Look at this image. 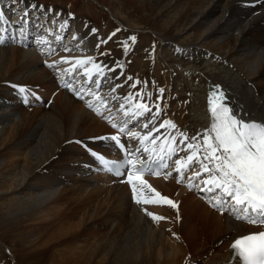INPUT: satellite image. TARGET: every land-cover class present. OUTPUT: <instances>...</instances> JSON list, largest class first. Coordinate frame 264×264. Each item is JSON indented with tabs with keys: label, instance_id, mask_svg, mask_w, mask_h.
I'll return each mask as SVG.
<instances>
[{
	"label": "bare ground",
	"instance_id": "1",
	"mask_svg": "<svg viewBox=\"0 0 264 264\" xmlns=\"http://www.w3.org/2000/svg\"><path fill=\"white\" fill-rule=\"evenodd\" d=\"M244 1L252 0H152L158 5L165 33L156 34L157 41L153 40L149 45H136L137 50L141 49V54L132 57L136 62L128 64L124 59L123 69L130 72L152 60L151 76L155 82L136 78L127 83L126 75L123 79L116 76V62L110 57L98 56L95 60L105 67L107 79L103 81L101 89L96 90L93 85L85 83L87 77L82 75L83 68L68 76L64 74V69L70 65L57 62L63 57H91L90 54L96 53L100 47L111 48L113 44H107L108 41L99 43L101 38L107 40L110 35L109 26L93 32V24L86 18H76L70 22L72 17L60 13L58 8H31L29 0H0V11L4 12L6 19L5 25L0 23L6 37L5 43L0 44V95L5 97L8 90L13 93V98L19 95L26 105L40 102L35 104L38 107L33 108L32 113L23 111V106H20L23 112L12 123L6 122L9 113L1 109L6 105L0 103L2 233L15 232V236L25 242L27 256L43 259L41 263L49 261V256L53 254L50 258L53 263L64 264H227L231 244L264 224L251 227L227 211L222 214L214 210L205 201L204 192H194V189L189 190L186 183H177L175 171L167 179L163 175H145L144 179L162 195L178 203V215L176 209L167 205L132 203L135 200L128 199L124 185L108 184L111 179L100 171L97 160L77 143L65 145V140L73 137H105L113 128L86 106L85 101L94 100L93 97L86 95L81 100L69 89L63 91L59 87L63 86V80H69L76 88L81 85L93 88L109 101L111 112L105 111L104 115H112L117 121L124 119L117 111L119 103L123 102L122 94L137 93L135 89L139 85L132 87L135 81H140L139 92H143L145 97L148 94L151 98L159 97V89L163 88V97L166 98L165 101L163 97L161 100L164 105L168 101V105L163 106V116H159L156 123L175 113L180 124L186 128L179 131L191 137L209 125L206 97L208 90L212 87L214 90L217 85L225 94L226 103L237 115L243 116L245 120L264 122V0L251 6L242 3ZM24 10L28 13L26 22L20 20ZM112 17L116 15L112 13ZM64 21L67 26L61 29L60 24ZM11 26L17 27L16 32L20 26L24 28L16 34L12 33ZM128 28L146 32L134 23ZM21 32H24L23 35ZM57 36L62 39H57ZM220 37H224V40H218L215 44L214 40ZM41 40L48 43L42 44ZM208 40H211L210 44L206 42ZM9 43L13 45L3 47ZM28 48L30 51L26 50ZM66 48L71 51H66ZM49 49L53 50L51 54ZM119 53L116 50V54ZM49 64L56 66L49 70ZM24 70L29 73L19 78L18 75H24ZM5 81L27 84L30 92L21 93L19 89L5 85ZM113 86L115 92L111 91ZM177 91L184 94L177 95ZM251 93L253 96L249 98ZM111 96L121 99L111 100ZM12 97L8 99L12 100ZM19 98L13 99L15 106ZM47 102L49 105L46 106ZM55 102L58 111L52 109ZM176 103L182 107L176 106ZM15 106L12 110L17 112ZM186 109L188 114L183 115ZM14 112L15 117L17 113ZM3 119L7 123L5 126ZM148 119L145 116L130 120L128 126L133 132L143 133L145 130L141 124ZM164 132L161 129V133ZM175 134L178 136V133ZM160 142H163V136ZM101 143L105 145L100 148L101 152L118 156L109 142L101 140ZM129 143L133 151L139 147L135 140L130 139ZM93 144L98 145L96 142ZM139 155L146 154L141 152ZM178 156L183 158L185 152H179ZM177 158L173 156L169 161L170 168ZM60 159H64L65 164L58 163ZM67 168L72 169V172L68 173L70 170H65ZM89 169L99 173L96 176L99 179L97 184L91 179L82 181L79 176H73L80 174L82 178ZM64 172L68 174L62 176ZM65 180L71 185L63 187L64 192L50 202L51 195L56 191L55 186ZM88 186L91 188L85 193ZM21 190L27 191L26 197L25 194L23 197L18 196ZM12 192L17 194L11 196ZM40 192H44L45 196L37 195ZM9 194L10 198L7 196ZM63 203L67 204L61 208ZM145 210L166 219L153 221ZM79 213L81 216L76 218ZM122 214H129V218L122 220ZM113 220L120 223L101 235L100 226L105 229ZM94 222L99 227L89 225ZM66 223H69L68 226ZM78 233L80 236L77 238ZM35 235L37 239L30 241L29 237ZM94 237L96 239L93 242L89 240ZM57 242L67 244L64 249L52 251L50 246ZM49 249L52 252H48ZM73 249H76L74 253L77 255L71 252ZM4 261L5 255H0V264H5ZM231 264H237V261L233 260Z\"/></svg>",
	"mask_w": 264,
	"mask_h": 264
},
{
	"label": "snow or ice",
	"instance_id": "2",
	"mask_svg": "<svg viewBox=\"0 0 264 264\" xmlns=\"http://www.w3.org/2000/svg\"><path fill=\"white\" fill-rule=\"evenodd\" d=\"M31 7L37 8L38 5L32 4ZM27 17L28 13L24 10L20 20L26 22ZM4 22L6 19L3 13H0V23ZM66 26V21L60 24L61 29ZM4 31L0 28V44L6 41ZM92 31L96 30L92 29ZM112 36H115V32L108 39ZM56 38L62 39L60 36ZM128 39L132 43L136 41L135 36ZM41 43L47 44L48 41L41 40ZM99 43H107V41L101 40ZM122 47L127 54L128 42H123ZM65 50L71 51L68 48ZM52 51L49 49V54ZM57 63L70 65L69 68L64 69V74L68 76L76 74L83 68L82 75L87 77L85 83L93 85L96 90L101 89L103 81L107 79L105 67L93 57H63ZM55 66V64L48 65L50 68ZM118 67L122 65L118 64ZM108 71L113 70L108 69ZM139 83L140 81H135L132 87ZM63 87L74 92L81 100H84L86 95L93 97L94 100L85 101L86 106L105 119L118 133L98 139L117 146L123 154L122 160H112L94 151L91 155L104 170L114 173L117 177L126 176V182L130 185L133 199L137 204L167 205L176 209L178 215V203L162 195L144 179L145 175H163L167 179L172 175V171H175L177 183H186L189 190L204 192L209 205L222 214L227 211L237 220L264 224V122L245 120L243 116L237 115L226 103L227 98L219 86H215L207 98L209 125L202 132H197L191 137L186 132L179 131L177 125L171 120H163L157 124L160 105L155 103L150 107L144 102L143 92H137L135 95L129 93L123 98L117 111L124 119L117 121L112 115H104L105 111L111 112L108 107L109 101L93 88L84 85L76 88L69 80H63ZM115 90L113 86L111 91L115 92ZM19 91L30 92L25 87H19ZM159 93L158 100L163 97L164 89L160 88ZM120 99V97L111 96V100L119 101ZM147 99L151 100L150 94L147 95ZM153 108L156 110L154 113ZM145 116L149 117L141 124V128L145 131L143 133L131 131L128 126L129 121ZM161 129L165 130L163 134ZM173 130L178 133V136ZM121 136L137 141L139 147L135 151L128 148L122 142ZM149 144L151 147H148ZM181 151L185 152L183 158L178 156ZM141 152L146 155H139ZM173 156L178 158L173 161L174 166L170 168L169 161ZM145 211L153 221L166 219ZM231 249L242 259L243 264H264V230L236 239L231 244Z\"/></svg>",
	"mask_w": 264,
	"mask_h": 264
},
{
	"label": "rangeland",
	"instance_id": "3",
	"mask_svg": "<svg viewBox=\"0 0 264 264\" xmlns=\"http://www.w3.org/2000/svg\"><path fill=\"white\" fill-rule=\"evenodd\" d=\"M33 1H37L43 5L48 4V5H51L55 8H59V9L64 10V11H74L76 15H79V18H86L88 21H92L91 24H93V27H94L93 29H95L96 31H99L104 26L105 27L109 26L110 35L115 32V36H112L111 39H108V37L110 36L109 35L107 37V40H105V41H108L107 44H109V43L113 44V48L111 47V50H108L107 53L113 54L114 57H111L113 59L116 57V50L119 51L120 54H117L118 58L122 59V61H124V59H125V62L127 61L128 64H129V62H136V60L134 58L132 59V57H134L135 55H137L139 53L141 54V49L138 48V50H137L136 45H149V44H151V41H153V40L155 42L157 41V39L155 38L156 34L161 35V34L165 33V29H162V26H161L162 21H161L160 13L158 12V9H159L158 5L154 4L152 2V0H150L151 2L149 0H33ZM1 7H2V5L0 4V8ZM42 8H44V7H42ZM112 13L115 14L116 17H112ZM74 18H71L70 22L73 20L75 21L76 18L75 19ZM79 18H77V19H79ZM127 20L131 21L132 23L131 22L129 23ZM133 23L136 25V27H138L139 29H143L146 32L144 33L142 31L143 35H140L139 30L128 28V26L129 25L132 26ZM95 26L98 29H96ZM14 28H15L14 26H11L12 33L15 32V30H17V27L15 30H13ZM130 34H133V36L136 37V41H135L136 44L132 43L131 40L128 39L129 37L132 36ZM100 40H102V38ZM103 40H104V38H103ZM218 40L223 41L224 37H222V38L220 37L219 39L214 40V43L215 44H216V42L218 43L219 42ZM125 41H127L128 45H129V51L127 52V54H125L124 49L122 47V43ZM206 42H209V44H210L211 40H208ZM212 42H213V40H212ZM9 44H12V43H9ZM103 44H105V43H103ZM133 44H135V45L133 46ZM11 46H8L6 44L3 45V47H6V48H9ZM30 48H32V47H30ZM30 48H28L26 50L30 51L29 50ZM131 49H132V52H130ZM226 50H227V48H225V51ZM187 53H189V52H186L185 54H187ZM90 55H92V54H90ZM139 59L141 60V58H139ZM142 60H144V58ZM40 66H43V65H40ZM47 68H49V70L52 69L48 66H47ZM151 69H152V60L147 61L146 65L142 64L141 66L135 67V69L131 70L130 72L132 74H134V72H135V75L139 76L137 78L149 80L150 82L154 83L155 80L151 76ZM22 73H24V75L23 76H22V74H20L21 76L18 75L19 78H24L25 75L29 72L24 70ZM128 73L129 72H127V74ZM140 84H138L139 87H140ZM139 87L137 86L136 88H139ZM33 89H35V88H33ZM140 90L141 89H138V90L136 89V91H138V92ZM177 90H179V89H177ZM183 94H184L183 92L177 91V95H183ZM252 96H253L252 93L248 95L249 98H251ZM2 99H3V97H0V102H2L1 101ZM19 99L17 101V103H18L17 106L13 105V106L17 107V108H15L16 110H18L17 112H14L13 111L14 109L12 110L13 107H11V106H6L7 108L6 107L1 108V109H3V111L9 113L8 115H6L7 116L6 118L8 120L6 122L12 123V120H14L13 122L17 121L19 119L20 113H22L23 111L28 112V113H32V111H33L32 109L38 107L35 104H40V102L38 101V103H30L28 105H25L23 103V101L21 103ZM41 105H43V104H41ZM47 105L48 104H46V106ZM20 106H23L22 107V108H24L23 111L20 110V108H19ZM41 107H43V106H41ZM52 109L58 111L56 102H55L54 106H52ZM1 112H2V110H1ZM13 112H14V114L17 113V115H15V117L13 115ZM183 114H185V112ZM10 115H12L11 117H14V119H12L10 117ZM262 115H264V113H262ZM3 121H4V119H3ZM6 122L4 123L3 126H5L7 124ZM1 126L2 125H0V131L2 128ZM88 138H89V136H88ZM83 139H85V138H83ZM58 163L65 164V160L60 159ZM82 169L85 170L84 167ZM65 170H67V171L70 170L68 173L72 172V169H69V168H67ZM89 172H91V171L86 170L85 175H82V178H81L80 174L79 175L74 174L73 176L75 178H78V176H79V178L82 181H83V179H91L90 181H92L94 183L96 182L95 184H97V181L99 179L96 176L99 173L95 172V173H97L96 176H94L95 173H91L90 174L91 177H90V175H86ZM66 173L67 172H64V174H62V176H65ZM76 175H77V177H76ZM92 178L94 179V181ZM80 181H78L79 184H80ZM68 182L69 181L66 182V180H65V181L61 182L60 184H58L57 186H55L56 191H55V189L52 190V192L55 191V193L51 195L52 198L50 197L51 198L50 202L52 201V199H55V197L58 196V194H62L64 192V188H67V186L71 185V183H68ZM90 188L91 187L88 186L87 189L84 190V192L87 193L90 190ZM18 189H20V188H18ZM21 191L23 193L19 192L18 196L23 197L24 196L23 194H25V197H26L27 191L26 190H25L26 192L24 190H21ZM126 193H127L128 199H129V193L127 190H126ZM16 194L17 193L14 194L12 192L11 196H15ZM131 194H132V192H131ZM37 195L45 196V193L40 192ZM7 196H8V198H10V194ZM66 204L67 203H63L61 205V208H62V206L65 207ZM53 213H54V211H53ZM80 216H81V213H79V215H77L76 218H79ZM121 217H122V220H124V218H129V214L128 215L122 214ZM119 220H120V218H119ZM119 223H120V221L113 220L106 225L105 229H104V226H100V229H101L100 234L102 235V233L113 229ZM68 224L69 223H66L67 226H68ZM89 225H91L95 228L99 227V224L95 223V222L91 223ZM15 234L16 233L13 231H11V232L7 231V233L4 234V233H2V230H0V255L1 256L5 255V261H4L5 264H64V263H53L50 259L53 257V254H51L49 256V261H46L44 263H41V262H43V259L37 260V259H34L35 257L29 258L26 254L28 249L24 250V243L25 242L20 237H16ZM29 234L33 235V233H29ZM74 234L71 233V235H74ZM76 236L78 238L80 236V233L76 234ZM29 239H30V241H34L37 239V236L35 235L32 237H29ZM95 239L96 238L94 237V238H90L89 240L93 242ZM66 244H67L66 242H59V243L57 242L56 244H53V245L50 244L51 245L50 247H52L51 248L52 251L55 249H64V246ZM50 247H48V248H50ZM51 249H49L47 251L52 252ZM75 251H76V249L71 250V252L73 254H75L74 253ZM38 254H41V253H38ZM75 255H77V254H75ZM35 260H37V261H35ZM81 261H84V260H81ZM88 264H89V262H88ZM90 264H93V263L91 262Z\"/></svg>",
	"mask_w": 264,
	"mask_h": 264
}]
</instances>
